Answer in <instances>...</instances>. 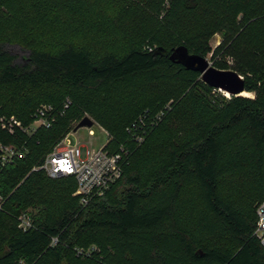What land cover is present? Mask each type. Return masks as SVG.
Returning <instances> with one entry per match:
<instances>
[{"label": "trees", "instance_id": "trees-1", "mask_svg": "<svg viewBox=\"0 0 264 264\" xmlns=\"http://www.w3.org/2000/svg\"><path fill=\"white\" fill-rule=\"evenodd\" d=\"M18 1L39 22L99 16L124 44L99 56L81 45H31L18 64L0 42V119L28 127L39 104L71 100L47 129L10 132L0 122V147L16 150L7 162L0 150V264H264L254 234L264 200V0ZM215 34L221 40L212 48ZM182 46L238 73L253 97H224L172 60L170 50ZM47 87L68 93L35 103ZM167 103L140 145L128 140V125ZM81 112L111 137L106 149H129L121 176L85 206L73 177L39 168ZM225 182L236 197L223 195ZM191 187L198 200L186 208L181 197ZM22 213L32 221L26 231Z\"/></svg>", "mask_w": 264, "mask_h": 264}, {"label": "rangeland", "instance_id": "rangeland-1", "mask_svg": "<svg viewBox=\"0 0 264 264\" xmlns=\"http://www.w3.org/2000/svg\"><path fill=\"white\" fill-rule=\"evenodd\" d=\"M0 9L11 12V18L0 16V42L3 43V48L15 56V62L22 64L26 61L29 52V46L48 47L57 49L60 46L66 45H81L85 46L95 56H99L104 50L118 51L123 48V41L119 35L107 31L106 23L100 22L99 16L92 19H82L79 16H71L62 14L59 20H48L39 22L30 17L24 11H28L24 4L18 0H0ZM221 40L220 34H215L209 41L210 46L214 48ZM206 59L210 65H213L211 54L206 55ZM219 91V90H218ZM222 95L226 93L219 91ZM68 92L63 89L47 87L43 89L42 95L35 98L36 101L43 99H59ZM230 94L224 97H229ZM253 97V94L243 95ZM144 104H140L136 108V115L141 111ZM82 117L76 121L71 120L72 128L66 134L70 145H83L81 150L97 149L103 146L109 138L108 133L104 132L103 128L90 116L89 113L81 112ZM13 116L5 117L11 119ZM90 118L93 123L90 127H79L75 131L74 126L83 118ZM35 123L31 119L27 121L28 126H33ZM89 128L93 131L89 134ZM160 128V127H159ZM156 133V132H155ZM60 142V139L57 141ZM49 176V175H48ZM51 177V176H50ZM60 178V177H52ZM222 193L225 196L236 197L233 192L237 190L234 183L225 182L222 185ZM198 193L195 187L188 188L181 197V202L186 208H191L197 203Z\"/></svg>", "mask_w": 264, "mask_h": 264}, {"label": "built area", "instance_id": "built-area-1", "mask_svg": "<svg viewBox=\"0 0 264 264\" xmlns=\"http://www.w3.org/2000/svg\"><path fill=\"white\" fill-rule=\"evenodd\" d=\"M70 105L71 100L68 97L63 100L61 107H55L49 103L39 104L33 113V122L35 124L32 127H22L20 122L14 117L9 120L0 119V122L10 132L13 130V126L16 125L25 133L30 134L38 127L46 129L51 127L56 118L62 115ZM170 108V104L167 103L154 114L146 110L125 128L128 140L135 146L140 145ZM104 132L106 133L105 130ZM92 133L93 131L89 128V134L92 135ZM105 144L97 149L87 148L82 151L81 147L83 145H70L68 135H65L60 139V142H56L44 155L39 168L43 169L51 177H73L75 182L73 194L78 196L79 203L85 206L94 197L102 196L121 176L123 166L127 161L129 149L126 146L121 144L118 151L110 152L104 147ZM0 150L2 151V162L9 161L16 153L15 148L11 145L1 146ZM255 215L254 234L264 248V200L256 205ZM18 220V227L22 231L32 227V221L27 213H22ZM55 243L56 238L54 237L52 238V244ZM76 251L79 254H84L85 252L81 248H77Z\"/></svg>", "mask_w": 264, "mask_h": 264}, {"label": "water", "instance_id": "water-1", "mask_svg": "<svg viewBox=\"0 0 264 264\" xmlns=\"http://www.w3.org/2000/svg\"><path fill=\"white\" fill-rule=\"evenodd\" d=\"M170 58L182 64L186 69L197 71L202 79L209 85L216 87L220 91H225L230 95H240L243 90V78L231 69H218L210 65L206 57L190 53L185 47H177L170 50ZM93 121L88 117H83L74 127V131L79 127H90Z\"/></svg>", "mask_w": 264, "mask_h": 264}, {"label": "bare ground", "instance_id": "bare-ground-1", "mask_svg": "<svg viewBox=\"0 0 264 264\" xmlns=\"http://www.w3.org/2000/svg\"><path fill=\"white\" fill-rule=\"evenodd\" d=\"M223 94H225V95H227V93H223ZM251 93H247V92H245V91H243L240 95H250Z\"/></svg>", "mask_w": 264, "mask_h": 264}]
</instances>
